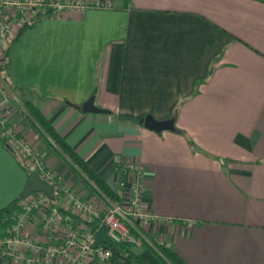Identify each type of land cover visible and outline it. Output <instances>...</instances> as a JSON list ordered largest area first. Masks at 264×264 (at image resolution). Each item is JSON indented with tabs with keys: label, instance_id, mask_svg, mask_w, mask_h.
<instances>
[{
	"label": "crops",
	"instance_id": "0c3cea01",
	"mask_svg": "<svg viewBox=\"0 0 264 264\" xmlns=\"http://www.w3.org/2000/svg\"><path fill=\"white\" fill-rule=\"evenodd\" d=\"M97 1L111 7L50 11L11 44L0 76L8 123L82 199L91 194L72 187L77 178L16 106L38 109L113 192L125 178L118 166L137 162L141 207L161 220L138 224L145 243L184 264H264V0ZM90 97L107 113L74 108ZM145 116L173 131L145 130ZM19 162L0 138V210L27 178ZM50 200L53 213L70 214L62 196ZM128 248L161 264L140 242Z\"/></svg>",
	"mask_w": 264,
	"mask_h": 264
},
{
	"label": "built area",
	"instance_id": "2783aa9c",
	"mask_svg": "<svg viewBox=\"0 0 264 264\" xmlns=\"http://www.w3.org/2000/svg\"><path fill=\"white\" fill-rule=\"evenodd\" d=\"M110 7L109 1L97 0H0V76L5 69L12 40L37 14L47 9L57 14H79L89 9ZM10 103L0 77L1 140L16 151L27 171L50 187L52 198L63 197L70 213L67 217L71 218H62L61 214L53 213L50 199L43 193L27 195L19 202V213L13 216L8 234L0 237V259L17 264H121L119 260L111 258L110 251L103 245L94 247L93 233L85 223L96 222L97 228L103 226L113 244H139L142 236L137 229L138 224L161 221L141 207L144 189L140 178L143 168L135 161L118 166L115 176L125 177L115 182L118 203L102 197L96 199L92 195L90 199H82L60 183L38 150L26 141L15 126L8 123L6 113L11 109ZM16 108L25 118L22 107ZM34 221L41 226L40 230L38 226L40 234L34 229ZM130 229L137 238L129 232Z\"/></svg>",
	"mask_w": 264,
	"mask_h": 264
},
{
	"label": "trees",
	"instance_id": "16d2710c",
	"mask_svg": "<svg viewBox=\"0 0 264 264\" xmlns=\"http://www.w3.org/2000/svg\"><path fill=\"white\" fill-rule=\"evenodd\" d=\"M50 10L37 14L35 18L42 19L49 15ZM35 18L27 25L22 27L16 34L15 38L12 40L13 44L22 33L31 27ZM23 112L25 113V118L30 123V126L38 133L41 137L45 146L48 147L51 152H53L55 158L65 165V168L77 178V180L82 184V186L87 189V191L94 196L96 199L101 197L110 201L118 203L119 198L115 192L110 190L107 185H105L98 176L86 165V163L79 158L74 151H72L55 133L53 128L49 125L48 121L42 116L38 109L33 107L30 103H25L22 105ZM176 113V110L174 111ZM177 134L183 135L182 132L175 130ZM189 143V142H188ZM8 147V146H7ZM21 168L25 170L26 176L29 177L32 174L27 171L21 162H19ZM22 198H17L12 201L8 206L0 210V237L8 234L10 227L13 224V216L19 213V202ZM51 202V200H49ZM66 216L67 213H66ZM71 217H67V219ZM89 230L94 233L97 230L96 222H86L85 223ZM129 229V227H128ZM138 229V228H137ZM139 231V230H138ZM129 232L137 238V235L130 229ZM140 232V231H139ZM141 233V232H140ZM143 236V234L141 233ZM148 242L145 243L143 239H140V243L151 252V254L161 263V264H184L172 251L170 248L164 246L162 243H158L155 239L148 238ZM129 245L126 244H114V248H108L111 253V258L113 260H119L121 264H146L141 261L136 255H134L128 248Z\"/></svg>",
	"mask_w": 264,
	"mask_h": 264
},
{
	"label": "water",
	"instance_id": "95a60500",
	"mask_svg": "<svg viewBox=\"0 0 264 264\" xmlns=\"http://www.w3.org/2000/svg\"><path fill=\"white\" fill-rule=\"evenodd\" d=\"M92 97H90L86 102H84L80 107H75L76 109H80L83 114H106L107 111L98 109L93 106ZM67 104V103H66ZM72 107V105L67 104ZM139 124L143 126V128L147 131L153 133H160L164 131L172 132V121H156L150 116H145L139 119ZM43 193L48 199L52 198L51 189L49 186L41 183L36 175H31L27 177L24 181L21 193L19 198H24L31 193ZM94 238V247L98 245H103L108 248H114V244L110 241V239L105 234V229L103 226H100L95 233L93 234Z\"/></svg>",
	"mask_w": 264,
	"mask_h": 264
},
{
	"label": "rangeland",
	"instance_id": "374dc122",
	"mask_svg": "<svg viewBox=\"0 0 264 264\" xmlns=\"http://www.w3.org/2000/svg\"><path fill=\"white\" fill-rule=\"evenodd\" d=\"M76 181H77V186H76ZM73 182H74V184L72 185V187L76 186V187H78V190H85L87 192V190L81 186V184L79 183L78 180H73ZM131 249H134V248L131 247ZM133 251L136 253L137 252L136 248Z\"/></svg>",
	"mask_w": 264,
	"mask_h": 264
}]
</instances>
